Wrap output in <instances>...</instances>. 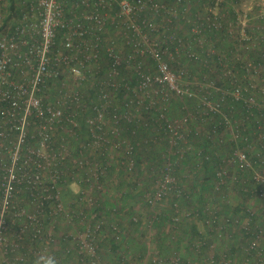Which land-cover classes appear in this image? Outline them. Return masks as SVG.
I'll use <instances>...</instances> for the list:
<instances>
[{
  "label": "built area",
  "instance_id": "obj_1",
  "mask_svg": "<svg viewBox=\"0 0 264 264\" xmlns=\"http://www.w3.org/2000/svg\"><path fill=\"white\" fill-rule=\"evenodd\" d=\"M249 1L0 0L7 264L54 256L57 236L75 264H107L99 250L110 238L104 224L117 240L124 233L99 216L92 191L116 163L135 170L139 150L152 146H162L161 161L141 169L161 172L154 199L187 196L180 166L186 175L212 166L214 194L196 248L222 251L245 231L246 260L258 255L247 262H264V6ZM75 185L76 197H64ZM236 198L249 215L219 213L221 200ZM147 261L194 264L177 250L159 253L150 239L139 263Z\"/></svg>",
  "mask_w": 264,
  "mask_h": 264
},
{
  "label": "trees",
  "instance_id": "obj_2",
  "mask_svg": "<svg viewBox=\"0 0 264 264\" xmlns=\"http://www.w3.org/2000/svg\"><path fill=\"white\" fill-rule=\"evenodd\" d=\"M160 148L162 149V146L159 148L152 146L149 151L139 150L136 169L133 171L126 165L116 163L103 177V186L93 189V194L100 201L99 216L108 222L116 221L124 233L123 239L117 240L114 237L115 231L108 226L109 224H104L110 238L100 243L102 259L113 264H126L127 258L131 257L135 264H140L143 256H147L150 239L159 253L169 255L177 250L183 260L192 259L194 264H206L205 259L213 253L215 254L213 264H223L222 259L225 255L234 258L237 264L256 260L258 257L256 251L252 252L249 260L245 258L241 246L243 242H240L241 240L245 242L251 237V233L245 231L236 233L228 242L229 248H224L222 251L220 247L213 250L209 245H204L202 249L196 248L194 240L201 235V230L206 229L204 203L214 194L215 173L212 166H207L205 170L186 175V165H182L177 169L176 174L181 187L187 191V196L179 197L170 191L160 199H154L153 195L157 188L155 180L161 172H152L151 169L144 171L141 167H148L150 162L154 164L160 162ZM71 196L74 199L76 193L69 188L64 189V197ZM246 204L241 198H236V203L221 200L217 207L222 215L235 212L247 216L249 212ZM70 206L75 208L77 205L72 200ZM187 211L191 213L187 214ZM59 230L60 227H56L57 233ZM212 235L214 236V233ZM57 238L56 245L60 248L54 249V257L57 264H64L71 258L72 252L65 254L64 242L59 236ZM139 244L137 251L132 253L130 247L134 248ZM146 264L152 263L149 261Z\"/></svg>",
  "mask_w": 264,
  "mask_h": 264
},
{
  "label": "rangeland",
  "instance_id": "obj_3",
  "mask_svg": "<svg viewBox=\"0 0 264 264\" xmlns=\"http://www.w3.org/2000/svg\"><path fill=\"white\" fill-rule=\"evenodd\" d=\"M249 2H250V4H253V3H260V4H262V5L264 6V0H252V1H249ZM78 189H79V188H78L76 185L72 187V190L75 191V192H76V190H78ZM66 204L68 205L67 202H66ZM9 238L12 239L13 236H9ZM10 241H13V240H10ZM56 242L58 243V239H57ZM29 246H30V245H29ZM30 247H31V246H30ZM139 247H140V244H139V246H138V245H135L134 248L131 246V247H130V250H131L132 253H134V252L137 251V249H138ZM52 248H53V249H58V248H60V247H59V245L54 244ZM18 252H19V253L22 252V249L20 248ZM54 255H55V253H54ZM31 258H33V257H31ZM37 260H38V259H37ZM37 260L34 261L32 264H36ZM105 262H106L107 264H113V263L110 262V261H106V260H105ZM148 262H149V261H147V263H148ZM0 264H7V263H6V253H5L4 251H0ZM65 264H75V263H74V261L72 260V257H71V258L68 260V262H66ZM241 264H251V263H249V262L246 261V262H243V263H241ZM256 264H264V262L261 263V261H258Z\"/></svg>",
  "mask_w": 264,
  "mask_h": 264
},
{
  "label": "clouds",
  "instance_id": "obj_4",
  "mask_svg": "<svg viewBox=\"0 0 264 264\" xmlns=\"http://www.w3.org/2000/svg\"><path fill=\"white\" fill-rule=\"evenodd\" d=\"M36 264H57V260L53 255H41Z\"/></svg>",
  "mask_w": 264,
  "mask_h": 264
}]
</instances>
